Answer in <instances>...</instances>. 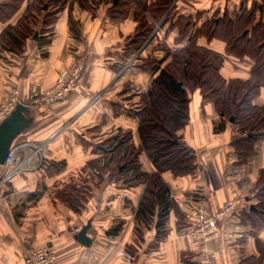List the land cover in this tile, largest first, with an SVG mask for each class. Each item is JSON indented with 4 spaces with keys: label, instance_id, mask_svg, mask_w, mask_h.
Returning a JSON list of instances; mask_svg holds the SVG:
<instances>
[{
    "label": "crops",
    "instance_id": "0c3cea01",
    "mask_svg": "<svg viewBox=\"0 0 264 264\" xmlns=\"http://www.w3.org/2000/svg\"><path fill=\"white\" fill-rule=\"evenodd\" d=\"M30 1H24L9 21L0 22V34L18 22ZM243 2L250 8L261 0H176L175 6L177 15L203 12L195 27L199 28L217 10L225 6L240 10ZM91 6L84 8L79 0H72L59 12L51 31H47L49 25L37 31L38 38L29 37L23 51L0 49V103L16 89L32 118L31 127L13 144L20 146L17 155L22 166L0 184V264H25L26 243L46 242L53 246L55 264H187L202 261L210 251L214 253L212 264H238L245 253L257 254L253 227L244 220L242 210L255 203L251 191L264 168V137L256 142V153L248 162L237 165L232 142L240 137L238 129L228 120L226 127L216 132L222 118L212 102H203L199 90L191 94L190 122L179 131L195 148L198 169L192 175L175 177L167 171L162 176L172 198L185 212L199 206L215 213L227 201L239 199L242 203L219 222L220 234L206 244L208 253L202 251L203 243L178 230L173 210L166 223L167 234L159 241L157 217L150 223L137 222L144 185H123L124 177L113 169L114 154L122 144L110 139L128 132L130 143L136 147L141 144L139 109L131 106L135 94L125 95L123 87L127 83L134 88L141 82L147 90L152 74L140 67L136 56L126 60L121 69L116 66L135 32L133 16L112 20L106 0ZM169 29V23L162 25L157 31L159 38L166 37L174 49L187 44L176 42L177 28ZM154 41L140 51L141 57ZM198 44L226 54L222 40L201 36ZM81 57L85 68L78 88L65 100L34 104L35 98L55 85L59 71ZM254 65L248 56L229 55L221 73L227 79H248ZM142 94L137 93L138 100ZM254 104L264 105V86ZM139 159L144 171L156 170L145 153ZM2 169L0 164V176ZM88 222L90 246L78 238ZM119 224V233H108ZM257 234L264 242V229Z\"/></svg>",
    "mask_w": 264,
    "mask_h": 264
},
{
    "label": "trees",
    "instance_id": "16d2710c",
    "mask_svg": "<svg viewBox=\"0 0 264 264\" xmlns=\"http://www.w3.org/2000/svg\"><path fill=\"white\" fill-rule=\"evenodd\" d=\"M24 1L0 0V22L14 16ZM68 1L72 0H31L17 25L7 26L0 34V47L23 51L26 39L55 22L58 12ZM79 1L82 7L90 8L97 0ZM106 1L112 20L121 19L126 14L125 8L136 6L138 25L124 46V56L121 63L116 65L118 69L142 48L158 23H169V30L177 28L178 43L187 41V44L173 51L165 67L155 65V60L146 58L140 63L141 68L152 74L151 83L141 96L143 106L137 111L141 144L136 147L118 135L110 139L114 144L126 143L123 154L114 158L117 160L115 170L124 177L123 185L126 187L144 185L136 219L137 222L150 223L157 217L156 240L159 241L167 234L166 223L172 210L177 215L179 231L188 225V212L183 211L172 198L171 189L162 174L169 171L179 177L192 175L198 169L195 148L179 134L190 122L191 94L194 91H200L204 103L212 102L215 105L222 118L216 131L224 128L227 119L238 127L240 137L232 142L237 165L248 162L256 153V142L264 137V105L253 102L264 86V0L255 2L250 8L243 2L240 10L234 11L225 6L199 28L195 27L203 12L177 15L176 0H154L151 4L148 0ZM71 21L75 31L76 24ZM201 36L210 41L219 39L225 42L226 54L199 45L198 38ZM229 55L239 58L248 56L255 61L248 79H227L222 75L221 68ZM137 57L141 58L140 52ZM141 153L147 155L155 171L142 169ZM251 197L256 200L252 204L254 208L251 205L244 208L242 216L253 227L258 253L243 256L239 264H264V242L257 234L264 229V168L259 172ZM121 228L119 224L108 233L117 234Z\"/></svg>",
    "mask_w": 264,
    "mask_h": 264
},
{
    "label": "built area",
    "instance_id": "2783aa9c",
    "mask_svg": "<svg viewBox=\"0 0 264 264\" xmlns=\"http://www.w3.org/2000/svg\"><path fill=\"white\" fill-rule=\"evenodd\" d=\"M85 68V59L79 58L74 64L62 68L57 76L55 85L35 98L34 104L49 105L65 100L66 97L79 86L80 79ZM20 103L19 92L14 89L5 96L0 103V122L5 119ZM20 146H12L4 164L0 184L10 180L21 168L17 150ZM2 196L0 195V204ZM241 200L227 201L224 206L215 213H210L202 207H192L188 211V225L184 229L185 236L199 240L202 251L208 252L207 243L220 234L219 221L229 213L235 212L241 205ZM25 264H55V252L49 242L42 244L26 243L24 252Z\"/></svg>",
    "mask_w": 264,
    "mask_h": 264
},
{
    "label": "rangeland",
    "instance_id": "374dc122",
    "mask_svg": "<svg viewBox=\"0 0 264 264\" xmlns=\"http://www.w3.org/2000/svg\"><path fill=\"white\" fill-rule=\"evenodd\" d=\"M68 2H70V1H68ZM68 2H67V4H68ZM20 10V9H19ZM18 10V11H19ZM125 10H127L126 11V14L121 18V19H119V20H122V19H125V18H129V17H131V16H133V18H134V20L136 21V27H137V25H138V21H137V19H136V16H135V14H134V12L132 13V11H134V10H136V6L134 5V6H132V7H128V8H125ZM17 11V12H18ZM16 12V13H17ZM16 13H15V15H16ZM58 14H59V12H58ZM23 16V15H22ZM13 17V16H12ZM11 17V18H12ZM10 18V19H11ZM9 19V20H10ZM9 20H7V21H9ZM7 21H5V22H7ZM19 21V20H18ZM114 21H118V20H114ZM18 23V22H17ZM17 23L15 24V25H17ZM53 23L54 22H52V23H50V24H48L49 25V27L47 28V31L48 32H50L51 31V25H53ZM9 25H11V24H9ZM8 25V26H9ZM161 23H158L157 24V26H156V28H155V30L153 31V33L150 35V37L147 39V41L143 44V46H142V48L136 53V54H134V56H138L139 55V52L142 50V49H144V47L147 45V43L149 42L150 43V41L151 40H153V39H155V41H154V43H153V46H152V48L147 52V54L146 55H144L143 57H138V59H139V61H138V63L140 64L141 62H142V60L144 59V58H146V59H151V60H155L156 61V64L155 65H160L161 67H165L167 64H168V62L171 60V58H172V55H173V51L175 50L174 48H172V46H171V44H173L172 42H169V41H166L165 40V38L166 37H163V39H160L159 38V35H157V31L158 30H160V28H161ZM134 34V33H133ZM31 38V37H30ZM29 38V39H30ZM28 39V38H27ZM26 39V40H27ZM172 40V39H171ZM177 42V41H176ZM0 49H2L1 47H0ZM133 56V57H134ZM154 66V65H153ZM149 71V70H148ZM141 84V85H140ZM144 85H142V83L141 82H136V84H135V86H134V88H131V86H129L127 83L124 85V94L125 95H127V96H129V94H135V96H134V98L133 99H131V106L132 107H134V108H136V109H140L141 108V106H143V103H142V101H141V99L140 100H138V98L136 97V95H137V93H143V91H145L146 89L143 87ZM139 91V92H138ZM260 95V94H259ZM137 100V101H136ZM254 102V101H253ZM217 111V110H216ZM227 121H228V119H227ZM231 121V120H230ZM232 122V121H231ZM235 125V127L238 129V127L236 126V124H234ZM226 127V122H225V124H224V128ZM223 128V129H224ZM216 129V128H215ZM221 131V130H220ZM217 132V131H216ZM219 132V131H218ZM238 132H239V130H238ZM240 133V132H239ZM129 134L130 133H128V132H120L119 134H118V136L120 137V138H125V140L126 139H128L129 140ZM131 142V140L128 142L129 144H131L130 143ZM126 143H123L122 144V146H121V149L120 148H118L117 149V152H115V154H114V156H115V159H116V157H120V155H122L123 154V151H124V149L127 147L126 145H125ZM116 166H117V160L115 161V165H114V168L113 169H115L116 168ZM255 187V186H254ZM253 187V188H254ZM67 190V189H66ZM65 190V191H66ZM255 200V199H254ZM256 201V200H255ZM1 205V204H0ZM185 235V234H184ZM186 237H188L187 235H186ZM191 238V237H190ZM214 239V238H213ZM212 240V239H211ZM256 248L258 249V247H257V243H256ZM209 251V250H208ZM204 252V251H203ZM211 252V251H210ZM208 253L207 254V256H203L202 257V259H200V260H202V261H195V263H193L192 261H190V262H186L187 264H212V261H213V259H214V253L212 252V253ZM244 253V252H243ZM243 256H249V255H247L246 253L243 255ZM242 256V257H243ZM189 259V258H188ZM188 259H185L186 261L188 260ZM203 262V263H202ZM240 262H238V264H239ZM232 264H237L236 262H233Z\"/></svg>",
    "mask_w": 264,
    "mask_h": 264
},
{
    "label": "water",
    "instance_id": "95a60500",
    "mask_svg": "<svg viewBox=\"0 0 264 264\" xmlns=\"http://www.w3.org/2000/svg\"><path fill=\"white\" fill-rule=\"evenodd\" d=\"M34 38H38L36 33ZM29 109L18 103L16 108L0 122V164H4L9 154L11 147L14 144L16 138L25 133L32 125V118L27 116ZM232 121V120H231ZM251 208H254L251 205ZM91 226V222L83 226L78 234L80 242L90 246L92 243L91 238L87 235V231Z\"/></svg>",
    "mask_w": 264,
    "mask_h": 264
}]
</instances>
